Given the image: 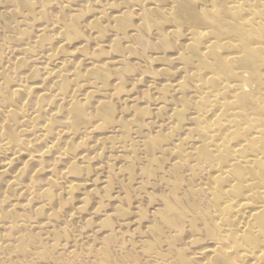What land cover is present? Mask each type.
Returning <instances> with one entry per match:
<instances>
[{
    "label": "bare ground",
    "instance_id": "bare-ground-1",
    "mask_svg": "<svg viewBox=\"0 0 264 264\" xmlns=\"http://www.w3.org/2000/svg\"><path fill=\"white\" fill-rule=\"evenodd\" d=\"M0 264H264V0H0Z\"/></svg>",
    "mask_w": 264,
    "mask_h": 264
}]
</instances>
